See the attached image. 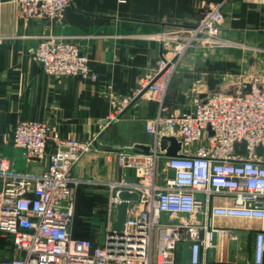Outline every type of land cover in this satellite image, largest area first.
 Listing matches in <instances>:
<instances>
[{
    "label": "built area",
    "instance_id": "obj_1",
    "mask_svg": "<svg viewBox=\"0 0 264 264\" xmlns=\"http://www.w3.org/2000/svg\"><path fill=\"white\" fill-rule=\"evenodd\" d=\"M16 2L26 23H60L72 0ZM225 2L209 6L194 26H170L151 37L160 43L161 54L141 80L140 92L146 90L163 105L181 62L196 44L231 46L221 37ZM34 58L51 78L97 79L89 58L71 41L42 37ZM130 102L123 100L107 120L117 121ZM164 128L177 132L181 150L161 165ZM49 131L45 122L20 120L12 144L30 161L42 162ZM146 132L155 138L148 154L118 155V164L135 180L106 185L105 223L95 241L73 236L80 185L74 169L93 142L55 140L49 167L39 176L19 173L9 160L0 159V240L5 244L0 264H264V162L256 152L264 147V89L253 84L250 91L207 94L196 102L193 113L160 114L148 120ZM243 142L245 155L236 146ZM123 192L137 200L127 201L125 228L118 232L112 226ZM216 197H228L233 205H214ZM218 219L260 223L253 230L252 256L246 262L229 260V245L239 234L217 226ZM10 249L15 256L4 257Z\"/></svg>",
    "mask_w": 264,
    "mask_h": 264
},
{
    "label": "crops",
    "instance_id": "obj_2",
    "mask_svg": "<svg viewBox=\"0 0 264 264\" xmlns=\"http://www.w3.org/2000/svg\"><path fill=\"white\" fill-rule=\"evenodd\" d=\"M224 0H72L63 22H24L16 0L0 5V159L9 160L22 174L41 175L50 163L57 139L93 142L74 169L79 182L73 236L92 238L91 222L105 215L106 185L133 182V173L118 164V155L151 146L154 136L146 122L158 115L190 114L203 94L246 90L256 84L264 89V0H225L221 37L231 42L225 48L197 45L181 62L165 102L161 105L140 82L161 54L159 42L151 39L163 29L194 26L212 4ZM54 36L78 45L89 58L97 79H64L46 75L34 58L42 37ZM115 122L107 117L123 106ZM20 120L45 122L50 131L48 153L42 162L30 161L12 144ZM163 136L178 134L168 128ZM142 151V150H141ZM142 153V152H141ZM264 162V156L258 154ZM163 156L161 165L166 163ZM213 204L231 206L228 197ZM232 220L218 219L227 227ZM257 230L260 223L239 221ZM102 228V227H101ZM241 228V227H238ZM234 229L236 232L239 229Z\"/></svg>",
    "mask_w": 264,
    "mask_h": 264
},
{
    "label": "water",
    "instance_id": "obj_3",
    "mask_svg": "<svg viewBox=\"0 0 264 264\" xmlns=\"http://www.w3.org/2000/svg\"><path fill=\"white\" fill-rule=\"evenodd\" d=\"M251 85H248L246 87L245 91H250ZM218 93V92H217ZM233 93V92H230ZM207 97L206 94H203L200 96V99H205ZM210 130V129H209ZM211 135L213 133L210 131ZM161 150L163 151V156L170 158V157H176L178 156L179 151L181 150V144L179 143L178 139L175 136H163L160 141ZM237 147H240V150H238V153L241 155L246 154V143L243 142L242 144H237ZM142 150V151H141ZM150 150L149 146H142L139 150V148H134L132 150H129V153H143L148 154ZM257 154L264 156V147H259L256 150ZM121 199L123 200V203H121L118 206V215L117 220L112 226V230L122 232L125 228V222L127 217V209H128V203L127 201H135L137 200L136 195H131L127 192H123L120 195ZM105 242V236H101L99 238V245L103 246Z\"/></svg>",
    "mask_w": 264,
    "mask_h": 264
},
{
    "label": "rangeland",
    "instance_id": "obj_4",
    "mask_svg": "<svg viewBox=\"0 0 264 264\" xmlns=\"http://www.w3.org/2000/svg\"><path fill=\"white\" fill-rule=\"evenodd\" d=\"M197 45H199V44H196V46ZM200 46L208 47V46H204L201 44H200ZM226 47H229V46H226ZM221 48H225V47H221ZM232 221H234L235 223L231 222L230 224H228V226H227L228 228H232V229H237L238 227H241V228H238L239 229L238 231H240L238 233L239 234V240L236 242H231L229 245V249H228V256L229 257L228 258L231 262L237 261L239 263H244V262H246L247 259H250L252 256V249H253L255 232L253 230H251L249 227L239 226L240 225L239 221H243V220H232ZM253 221L257 222L255 220H252V222ZM184 255H185V253H184ZM14 256L15 255L13 254L12 249H10V253L6 254L4 257L11 258Z\"/></svg>",
    "mask_w": 264,
    "mask_h": 264
},
{
    "label": "trees",
    "instance_id": "obj_5",
    "mask_svg": "<svg viewBox=\"0 0 264 264\" xmlns=\"http://www.w3.org/2000/svg\"><path fill=\"white\" fill-rule=\"evenodd\" d=\"M106 201H107V198H106ZM104 223H105V215H104V213L102 214L101 219L99 220V222L97 224H93L91 222L90 227H91V230H92V233H93V239L90 238V240L95 241L97 239V237L99 235V230H100V228L102 226H104ZM74 238H77V237H74ZM79 239H89V238H79ZM4 245H5L4 242H1V240H0V248H3Z\"/></svg>",
    "mask_w": 264,
    "mask_h": 264
}]
</instances>
